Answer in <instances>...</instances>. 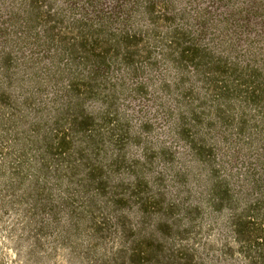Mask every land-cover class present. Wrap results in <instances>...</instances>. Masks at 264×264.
<instances>
[{
    "label": "rangeland",
    "instance_id": "1",
    "mask_svg": "<svg viewBox=\"0 0 264 264\" xmlns=\"http://www.w3.org/2000/svg\"><path fill=\"white\" fill-rule=\"evenodd\" d=\"M90 67H105L99 80L116 89L112 112L120 131L108 144L113 181L139 177L164 204L178 206L176 215H186L180 228L189 231L178 243L194 247L204 264H243L239 251L230 256L225 246L234 245L231 210L264 195L257 144L264 104L247 101L241 84L250 77L263 83L259 91L264 87V0H0V104L11 95L20 120L13 131L0 125V264H113L122 225L101 241L89 239L66 212L29 203L22 194L29 177L19 183L13 168L28 146L27 160L39 156L48 165L60 200L59 171L63 184L84 177L66 172L95 161L83 134L68 135L65 154L67 144L60 151L57 141L69 133L60 93L86 82ZM103 102L89 98L85 107L98 113ZM181 116L196 126L189 135L175 129ZM40 124L49 136L46 162L28 139ZM192 136L202 144L192 147ZM255 183H263L261 192ZM124 193L132 197L122 190L117 197ZM116 215L134 221L136 208L120 205Z\"/></svg>",
    "mask_w": 264,
    "mask_h": 264
},
{
    "label": "trees",
    "instance_id": "2",
    "mask_svg": "<svg viewBox=\"0 0 264 264\" xmlns=\"http://www.w3.org/2000/svg\"><path fill=\"white\" fill-rule=\"evenodd\" d=\"M90 68V73L85 76L86 82L69 83L60 93L66 100L63 118L65 117V123L69 124L66 128L69 133L59 138L57 146L62 151L66 148L64 144H67V148L62 152L68 153L69 141L65 139L69 134H75V131L81 132L83 136L81 135L80 140L85 141L91 154L89 158L95 161L90 164L79 162L66 168V172L71 175L83 172L84 177L81 179L73 178L71 182L63 184V174H66L64 170L56 174L60 179L58 185H64L65 197L60 200L55 198L51 183L47 180L48 165L36 161L39 156L33 158L35 161L27 160L29 148L24 147L20 150V156L15 159L13 167L19 183H23V179L29 177L28 187L23 189L22 194L27 197L29 203L42 200L40 208L49 214L66 212L70 217V225L86 227L89 239L97 242L112 235V225L115 229L118 228L117 225H122L123 228L118 232L119 245L109 260L113 264L119 263L118 261L120 264H204L199 260L194 247L178 243L179 239L189 237L188 229L180 228V221H183L186 215H176L180 212L178 206L164 204L163 198L153 192L151 186L139 177L133 183L127 184L113 181L112 171L115 163L108 161V144L112 143L111 136L120 129L114 121L116 115L114 116L112 112L116 99L112 101L111 97L115 96L116 89L104 83L102 79L99 80L105 67ZM249 78L241 83L245 87V99L255 104H264V87L262 92L259 91V86L261 87L263 83L253 84L254 81ZM99 97L104 101L101 112L93 113L87 110L85 102L89 98ZM32 98L27 97L25 103ZM7 101L4 105L0 104V125H7V128L13 131L20 122L16 116L18 105L14 104L16 102L11 95H7ZM5 107L9 110L6 115L2 112ZM261 123L264 127V119ZM33 127L35 129L28 135V139L33 146L40 145L42 160L46 162L49 160L48 133L41 124ZM195 127L186 116H181L178 125L177 123L175 125V129L185 135H189ZM237 137L241 139L242 135ZM257 137V144L261 146V156H264V132ZM72 141L73 138L70 143ZM249 141L254 144L253 138L249 137ZM190 143L192 147L202 144H198L195 136H192ZM80 157L82 158V155ZM261 169H264V166ZM262 175L263 173L260 178ZM41 177L43 178L40 179ZM262 186L263 183H255L254 188L261 192ZM120 190L131 192L132 197L124 193L118 198ZM230 203L232 204V201ZM124 204H131L136 208L134 221L126 216L116 215V208ZM126 222L129 225L134 222L136 226L127 230ZM228 222L234 245H226V253L231 256L234 249H237L244 257L243 264H264V195L260 194L240 211L231 210Z\"/></svg>",
    "mask_w": 264,
    "mask_h": 264
}]
</instances>
